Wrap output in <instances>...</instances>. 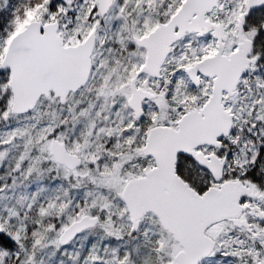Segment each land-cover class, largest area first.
Listing matches in <instances>:
<instances>
[{
  "label": "snow or ice",
  "instance_id": "6c2138e0",
  "mask_svg": "<svg viewBox=\"0 0 264 264\" xmlns=\"http://www.w3.org/2000/svg\"><path fill=\"white\" fill-rule=\"evenodd\" d=\"M0 264H264V0H0Z\"/></svg>",
  "mask_w": 264,
  "mask_h": 264
}]
</instances>
